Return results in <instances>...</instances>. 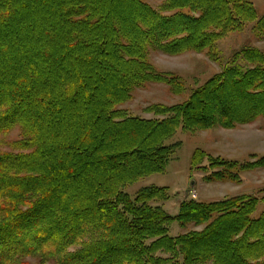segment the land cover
Returning a JSON list of instances; mask_svg holds the SVG:
<instances>
[{
	"label": "trees",
	"instance_id": "1",
	"mask_svg": "<svg viewBox=\"0 0 264 264\" xmlns=\"http://www.w3.org/2000/svg\"><path fill=\"white\" fill-rule=\"evenodd\" d=\"M249 22L264 36V15L257 18L251 0H162L158 9L142 0H0V134L20 124L24 136L10 144L16 152H0V264H30L27 257L58 264H264V211L253 216L264 188L260 198L184 200L176 215L151 204L168 199L166 187H145L133 197L124 191L165 170L177 147L165 141L180 127L232 128L264 117L260 55L242 51L186 102L150 108L164 119L117 108L146 83L182 92L177 77L152 67L150 50L202 52ZM242 58L256 65L243 70L235 63ZM200 156L207 154L192 153L191 169ZM210 160L224 170L209 181H239L226 172L264 167V154L241 166ZM174 222L202 228L172 237Z\"/></svg>",
	"mask_w": 264,
	"mask_h": 264
},
{
	"label": "rangeland",
	"instance_id": "2",
	"mask_svg": "<svg viewBox=\"0 0 264 264\" xmlns=\"http://www.w3.org/2000/svg\"><path fill=\"white\" fill-rule=\"evenodd\" d=\"M154 9H158L162 0H142ZM257 18L264 15V0H251ZM167 14H170L167 12ZM197 16L198 14H194ZM255 22L244 24L239 31H229L217 39L211 49L202 52L183 51L170 55L159 49L150 50L147 59L152 67L160 74L177 77L183 84L181 93L175 94L170 86L162 83H146L131 92V98L118 105L129 116L143 119H164L167 116L155 114L152 107H170L186 102L192 93L203 86L213 76L222 72L225 66L233 63L235 56H242V51L252 49L260 55L258 66L264 68V36L253 29ZM241 53V54H240ZM243 70L251 69L256 64H251L243 58L238 59ZM14 73H12L13 75ZM11 75V74H10ZM11 75V76H12ZM46 84V81H39ZM79 122V120H77ZM51 133V134H50ZM49 138L52 132H48ZM23 131L20 124H15L8 131L0 134V152H16L11 143L22 139ZM166 145L174 148L172 158L162 173H152L134 183L126 186L124 191L132 197L137 191L145 187H166L168 199H155L152 206H159L170 215H176L179 204L184 200L217 201L227 197L242 194H251L260 198L264 188V167L249 171L230 170L226 172L229 177L238 174L239 181L207 180L213 172L223 171L220 166L211 165L210 158H220L235 161L238 166L251 164L256 158L264 154V117H258L252 122L237 124L232 128L210 127L204 130L185 132L181 127L172 138L165 141ZM196 149H201L207 154L202 158L199 166L190 168V158ZM209 157V158H207ZM205 167V171L201 170ZM239 168V167H238ZM264 211V203H258L254 217ZM202 226L188 224L180 227L178 223L168 226L169 235L175 237L191 230H199ZM78 247H70L73 251ZM157 257L168 258L169 254L158 251ZM25 261L30 264H58L57 258L48 259L42 263L38 257H27ZM206 264H211L210 262Z\"/></svg>",
	"mask_w": 264,
	"mask_h": 264
}]
</instances>
